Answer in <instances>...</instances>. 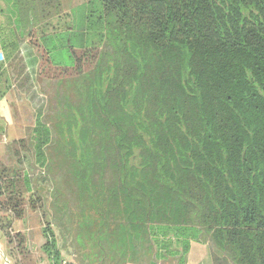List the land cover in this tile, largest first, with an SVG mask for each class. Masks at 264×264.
<instances>
[{
  "label": "trees",
  "instance_id": "16d2710c",
  "mask_svg": "<svg viewBox=\"0 0 264 264\" xmlns=\"http://www.w3.org/2000/svg\"><path fill=\"white\" fill-rule=\"evenodd\" d=\"M5 3L0 74L34 119L0 156L13 264L32 262L27 210L55 264H186L192 243L264 264V0Z\"/></svg>",
  "mask_w": 264,
  "mask_h": 264
},
{
  "label": "rangeland",
  "instance_id": "374dc122",
  "mask_svg": "<svg viewBox=\"0 0 264 264\" xmlns=\"http://www.w3.org/2000/svg\"><path fill=\"white\" fill-rule=\"evenodd\" d=\"M88 0H62V5L64 9V15H70L71 10L86 3ZM63 15V16H64ZM62 16V17H63ZM70 19L64 18L59 22L61 25L69 23ZM67 23V24H68ZM7 32V31H6ZM38 34V33H37ZM40 35H37V37ZM25 41H28V36H25ZM9 51V50H8ZM0 67L6 64V57L3 60H0ZM2 68H0L1 70ZM5 76L0 74V132L3 134L1 136L2 142H0V156L4 154V143L9 142L11 140H17L22 138L25 135L24 128L28 125L33 124V116L30 113L29 109H27L20 101H18L15 97V94L12 92L11 88H8L7 85L4 84ZM50 93L51 90H48ZM52 93V92H51ZM50 110V106H48L47 111ZM28 219L26 223L28 226L23 225V227H30L32 230L31 235L29 236V244L33 248L35 252V257L40 260L38 264H55V261H52L50 258H47L46 254L42 249V245L44 243V237H42V231L48 228V225L43 219L41 214H36L32 210H27ZM42 222V224H40ZM18 226L12 227L13 233L17 230ZM54 234V238L60 243V237L58 236L57 231L50 227V231L46 234L47 238H51V234ZM52 234V235H53ZM5 248L3 240L0 236V250L1 247ZM3 250V249H2ZM82 253H87L90 251L89 247L82 248ZM63 252V251H62ZM64 253V254H63ZM62 254H60V264H80V260H76V254L73 253L72 250H66ZM68 256V257H67ZM33 260V256H32ZM90 260V259H89ZM65 263H62V262ZM68 261V262H67ZM34 260L32 261V263ZM89 263V262H88ZM34 264V263H33ZM84 264V263H83ZM132 264V263H126ZM157 264H168L167 262H158ZM186 264H210L208 258V252L204 245L192 243L190 246V251L187 256Z\"/></svg>",
  "mask_w": 264,
  "mask_h": 264
},
{
  "label": "crops",
  "instance_id": "0c3cea01",
  "mask_svg": "<svg viewBox=\"0 0 264 264\" xmlns=\"http://www.w3.org/2000/svg\"><path fill=\"white\" fill-rule=\"evenodd\" d=\"M10 23H11L10 15L7 12V6L5 3V0H0V33H2L0 36V54L2 56L1 60H3L4 57L8 58V57L12 56L11 55L12 53L10 52V49L8 48L9 43H12V41L9 39V37H8L9 35L7 33L9 30V27L11 25ZM14 226H18L17 230H15V233H17V232L18 233H26V232L32 233V230H33V229H26L25 227H23V224L21 221H15L13 223V227ZM30 248H31L32 256H33V260H34L33 263L38 264V262L40 260H38L35 257V252L33 251V248L32 247H30ZM62 253L63 252H61V254ZM33 263L31 262V264H33ZM62 263H65V262L63 261ZM0 264H13V262L6 256L4 246H3V248L1 247V250H0Z\"/></svg>",
  "mask_w": 264,
  "mask_h": 264
},
{
  "label": "built area",
  "instance_id": "2783aa9c",
  "mask_svg": "<svg viewBox=\"0 0 264 264\" xmlns=\"http://www.w3.org/2000/svg\"><path fill=\"white\" fill-rule=\"evenodd\" d=\"M2 59V56H1V54H0V60Z\"/></svg>",
  "mask_w": 264,
  "mask_h": 264
}]
</instances>
